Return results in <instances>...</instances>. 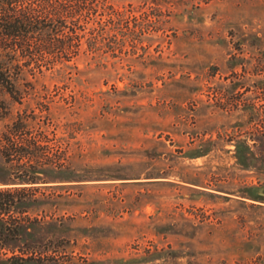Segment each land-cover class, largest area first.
I'll list each match as a JSON object with an SVG mask.
<instances>
[{
    "label": "rangeland",
    "instance_id": "rangeland-1",
    "mask_svg": "<svg viewBox=\"0 0 264 264\" xmlns=\"http://www.w3.org/2000/svg\"><path fill=\"white\" fill-rule=\"evenodd\" d=\"M109 4L119 30L96 49L81 19L74 52L7 54L0 189L20 200L0 264L30 244L22 264H264V0ZM15 121L62 172L4 161Z\"/></svg>",
    "mask_w": 264,
    "mask_h": 264
},
{
    "label": "trees",
    "instance_id": "trees-1",
    "mask_svg": "<svg viewBox=\"0 0 264 264\" xmlns=\"http://www.w3.org/2000/svg\"><path fill=\"white\" fill-rule=\"evenodd\" d=\"M122 12L109 4V0H102L100 5L93 0H33V2L0 0V88L6 89L14 97L13 93L16 90L11 77L14 61L7 58L10 48L23 47L30 53L29 57L33 58L53 55L54 50L74 52L81 45V37L84 34H80V22L81 19H85V22H90L87 48L93 50L101 46L109 35L116 38ZM72 56L70 53L65 61L71 60ZM22 128V121H15L5 133L1 150L4 161L10 163L12 158L16 157L17 165L26 172L33 170L44 173L49 170L62 172L65 169L63 164H54L50 160L51 147L45 145L42 150V145L34 142L25 143L20 137ZM263 136L261 133L255 140L260 141L264 139ZM0 194L5 195L0 201V209L3 214L8 215L10 207L20 199L9 189H0ZM11 220L12 231H18L23 227L16 219ZM29 227L32 228V225ZM6 244L7 242L0 238V247ZM12 252L10 258L18 261L14 264L34 260L41 254V251L31 244L19 254L15 253V250Z\"/></svg>",
    "mask_w": 264,
    "mask_h": 264
}]
</instances>
